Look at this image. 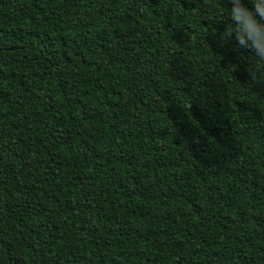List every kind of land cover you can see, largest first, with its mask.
Here are the masks:
<instances>
[{"label":"trees","instance_id":"16d2710c","mask_svg":"<svg viewBox=\"0 0 264 264\" xmlns=\"http://www.w3.org/2000/svg\"><path fill=\"white\" fill-rule=\"evenodd\" d=\"M225 0H0V264H264V68Z\"/></svg>","mask_w":264,"mask_h":264},{"label":"clouds","instance_id":"9594fccd","mask_svg":"<svg viewBox=\"0 0 264 264\" xmlns=\"http://www.w3.org/2000/svg\"><path fill=\"white\" fill-rule=\"evenodd\" d=\"M229 25L220 34V39L235 41L239 48L248 49L252 56L253 71L259 74L264 68V0H225Z\"/></svg>","mask_w":264,"mask_h":264}]
</instances>
